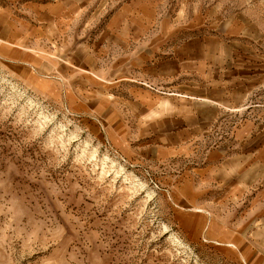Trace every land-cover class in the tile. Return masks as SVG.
Segmentation results:
<instances>
[{
    "label": "rangeland",
    "instance_id": "rangeland-1",
    "mask_svg": "<svg viewBox=\"0 0 264 264\" xmlns=\"http://www.w3.org/2000/svg\"><path fill=\"white\" fill-rule=\"evenodd\" d=\"M44 1L0 0V264H264V175L229 157L243 124L264 134V0H146L155 35L202 39L219 112L143 162L54 86L98 63L56 60L61 44L82 57L115 14L57 28Z\"/></svg>",
    "mask_w": 264,
    "mask_h": 264
},
{
    "label": "crops",
    "instance_id": "crops-1",
    "mask_svg": "<svg viewBox=\"0 0 264 264\" xmlns=\"http://www.w3.org/2000/svg\"><path fill=\"white\" fill-rule=\"evenodd\" d=\"M42 6L61 28V17L68 21L76 14H115L93 42L83 44L88 52L82 57L70 52V42L61 44L63 56L56 60L98 63L74 71L72 86L70 70L66 82L54 80V86L66 109L78 105L92 123L90 131L105 135L124 158L167 159L175 142L199 139L218 119V102L209 97L210 78L202 76L209 70L210 56L201 51L202 39L171 42L169 33L155 35L146 0H47L39 5L40 11ZM123 13L136 14V19L122 20ZM48 24L40 29L53 28L52 22ZM92 101L97 102L91 105ZM250 125L245 123L234 133L238 149L230 150L229 157L264 175V134Z\"/></svg>",
    "mask_w": 264,
    "mask_h": 264
}]
</instances>
